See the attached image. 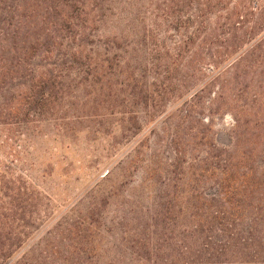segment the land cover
<instances>
[{"label":"trees","instance_id":"trees-1","mask_svg":"<svg viewBox=\"0 0 264 264\" xmlns=\"http://www.w3.org/2000/svg\"><path fill=\"white\" fill-rule=\"evenodd\" d=\"M96 1L0 0V123L24 128L37 113L45 140L68 144L76 107L106 102L120 106L115 131L125 139L139 129L134 104L181 100L175 123L174 115L161 121L169 134L164 152L156 144L140 162L137 145L115 164L122 174L145 164L139 188L147 182L156 188L144 204H127L118 258L102 264H264V105L228 102L225 94L247 70L264 88V4L186 0L179 18L170 0L148 1L135 41L126 42L127 32L107 36L108 49L98 57L87 47ZM205 72L210 76L200 85ZM213 85L210 103L232 120L229 146L209 140L207 126L197 132L185 113ZM159 107L145 111L159 114ZM110 138V148L97 155L113 148ZM48 212L38 210L31 192L0 190V264H98L71 223L35 237Z\"/></svg>","mask_w":264,"mask_h":264},{"label":"rangeland","instance_id":"rangeland-1","mask_svg":"<svg viewBox=\"0 0 264 264\" xmlns=\"http://www.w3.org/2000/svg\"><path fill=\"white\" fill-rule=\"evenodd\" d=\"M148 1L155 2L97 0L91 10L99 6L95 8L98 11V21L89 30L87 47L98 51L99 57L104 54L103 48L108 49L107 36L127 32L126 42L135 41L139 33L140 11L146 9L144 6L149 9L151 3ZM185 2L186 0H170V4L175 5L173 15L182 18L180 16L185 14L187 9ZM234 2L228 0L222 6L230 7ZM261 4H264V0H249V6L256 7ZM86 7V10L90 11L89 5ZM168 34L173 38L183 37L172 29H169ZM117 48L119 50L121 46ZM208 73L210 72H205L200 77V80L204 78L200 85L209 78ZM262 76L264 77V74ZM258 79L262 80L249 70L240 72L238 83L231 85L225 92L230 97L228 102H246L251 106L264 105V88L257 87ZM213 91H218L214 85L207 87V90L200 93L199 98L186 108L185 113L193 120L192 124L196 126L197 132L207 126L209 140L211 138L219 145L229 146L232 120L226 108H215L210 103L215 102ZM252 93L258 96L253 99L250 96ZM149 104H159V109L163 112L147 113L145 110ZM183 104L181 100L169 98L165 102H137L133 105V110L138 116L139 129L125 139L115 131L120 106L111 107L106 102H100L97 106L87 104L82 109L80 106L76 107L74 113L78 114V118L74 124L75 136L68 144L66 140L59 143L46 141L43 134L48 131L41 127L37 113L28 115L31 121L26 122L24 128L0 123V190L6 186L10 190L17 188L22 195L31 192L38 210L45 206L49 211L35 237L42 236L43 231L57 227L58 224L71 223L75 233L88 238L96 253L98 264L109 261L110 255L114 259L118 258L116 248L121 247L123 229L126 228L124 219H127L125 216L128 212L125 213L124 210L127 204H144L156 187L154 183L147 182L143 188H139L142 167L145 164L136 163L135 167L129 166L124 174L115 168V164L119 159L124 161L126 156L132 153L131 149L137 145L141 148L140 162L147 163L156 144V149H159L157 152H164L169 134L161 132V121L166 116L171 118L174 115L170 123H175L180 116L178 110ZM111 135L115 141L113 148L108 150L105 158L97 155L102 154L105 148H110L113 142ZM107 170H110L109 177L102 178ZM35 240L31 242L34 243Z\"/></svg>","mask_w":264,"mask_h":264}]
</instances>
